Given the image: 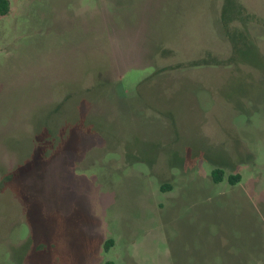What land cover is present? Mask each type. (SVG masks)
I'll list each match as a JSON object with an SVG mask.
<instances>
[{
  "label": "rangeland",
  "instance_id": "1",
  "mask_svg": "<svg viewBox=\"0 0 264 264\" xmlns=\"http://www.w3.org/2000/svg\"><path fill=\"white\" fill-rule=\"evenodd\" d=\"M8 2L0 264H264V0Z\"/></svg>",
  "mask_w": 264,
  "mask_h": 264
},
{
  "label": "trees",
  "instance_id": "2",
  "mask_svg": "<svg viewBox=\"0 0 264 264\" xmlns=\"http://www.w3.org/2000/svg\"><path fill=\"white\" fill-rule=\"evenodd\" d=\"M9 11V2L8 0H0V16H4L8 13ZM221 173L222 171L218 168L212 170L211 172V177L214 183H217L220 181L221 179ZM228 181L230 182V184H234V182L238 181V177L237 176H228ZM169 187V186H166ZM164 188V187H161ZM110 243H106L105 247H107ZM103 264H113L111 262H105Z\"/></svg>",
  "mask_w": 264,
  "mask_h": 264
},
{
  "label": "crops",
  "instance_id": "3",
  "mask_svg": "<svg viewBox=\"0 0 264 264\" xmlns=\"http://www.w3.org/2000/svg\"><path fill=\"white\" fill-rule=\"evenodd\" d=\"M137 42H138V40H137ZM131 49L132 50H137V47H131Z\"/></svg>",
  "mask_w": 264,
  "mask_h": 264
}]
</instances>
